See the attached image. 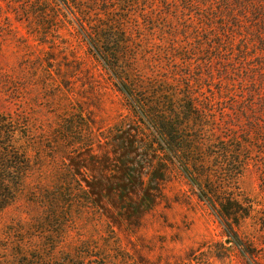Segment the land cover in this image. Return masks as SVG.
<instances>
[{"label":"rangeland","instance_id":"374dc122","mask_svg":"<svg viewBox=\"0 0 264 264\" xmlns=\"http://www.w3.org/2000/svg\"><path fill=\"white\" fill-rule=\"evenodd\" d=\"M109 1L127 9L125 0ZM171 1L178 11L184 6ZM93 11L87 2L0 0V117L32 169L0 213V264H264V117L253 115L257 105L249 116L241 112L249 85L234 82L228 62L240 34L233 31V53L222 59L209 50L213 33L197 28L195 15L191 22L176 10L160 21L168 12L162 7L154 14L164 44L141 20L133 32L144 75L172 95L194 96L202 110L211 102L209 130L217 137L248 136L250 162L235 189L260 212L235 230V240L178 165L160 166L154 135L80 34L82 14ZM241 23L253 44L248 31L255 25ZM248 57L251 66L264 64L260 42ZM248 67L240 68L244 78ZM224 86L233 96H224ZM156 171L162 180L151 177Z\"/></svg>","mask_w":264,"mask_h":264},{"label":"trees","instance_id":"16d2710c","mask_svg":"<svg viewBox=\"0 0 264 264\" xmlns=\"http://www.w3.org/2000/svg\"><path fill=\"white\" fill-rule=\"evenodd\" d=\"M63 1L69 7L87 2L89 8L95 10L93 13H98L97 18L101 21L97 23L93 18L95 14H82L88 26H83L80 34L86 39L89 50L115 80L119 92L129 100L132 109L137 111L145 123L146 131L154 135V145L157 146L155 154L163 162L160 166L178 165L182 175L196 188L198 198L215 213L226 233L236 240L235 230L240 229L248 220L256 218L260 212L257 209L259 205L235 189L237 180L250 162L248 136L225 133L224 136L217 137L214 129L209 130L213 118L210 119L213 116L211 102L209 107L202 110L194 96L172 95L159 88L155 84L156 79L144 75L139 62L140 47L137 44L140 43L136 41L133 32L141 29L138 20L143 21L145 27L151 26L152 33L157 29L162 33L158 27L160 21L168 19L172 11L177 10L181 17L187 20L189 18L191 22H194L191 16L195 15L196 21L201 25L197 28L205 30L207 35L213 33L211 39L207 38L209 50L221 58L233 53V31L239 33L237 39L241 44L240 50L233 53L228 62L233 64L231 70L234 82L249 85L250 90L246 96L251 100L241 112L249 116L248 112L257 105V112L253 115L259 113L264 117V104L258 105L257 100H260V93L264 91V64L251 66L248 63V52L255 41L260 42L261 52L264 53V0H182L184 6L180 11L177 6L172 5L171 0H125L127 9L120 11L109 0ZM161 7L168 12L163 13L158 22L154 12ZM242 20L248 24V29L255 25V29L252 27L248 31V37L254 40L251 45L241 26ZM218 21L220 24L214 26ZM204 22L206 29L202 28ZM218 29H223V34L217 33ZM152 33L151 37L155 38ZM165 38L162 33L158 40L164 44ZM143 40L149 45V41L153 39L145 35ZM184 58L186 59V55ZM236 58L238 59L234 63ZM242 65L249 66L245 78L240 70ZM229 70V67H225L226 74ZM258 76L260 85L257 83ZM223 90L224 96H233L231 86H224ZM221 112L225 114V111ZM202 118H208V125L205 127L198 124ZM10 127L11 123L0 117V213L14 203L32 172L24 153L14 146V134ZM125 174L128 176L129 173ZM151 177L162 180L163 174L156 171ZM125 178L132 182L130 177Z\"/></svg>","mask_w":264,"mask_h":264}]
</instances>
